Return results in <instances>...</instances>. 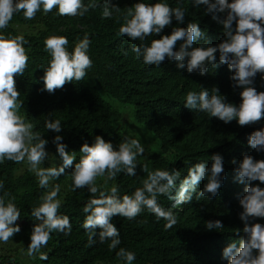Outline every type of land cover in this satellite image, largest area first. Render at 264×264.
<instances>
[{
	"label": "clouds",
	"instance_id": "clouds-1",
	"mask_svg": "<svg viewBox=\"0 0 264 264\" xmlns=\"http://www.w3.org/2000/svg\"><path fill=\"white\" fill-rule=\"evenodd\" d=\"M130 52L184 80L174 103L153 102L156 129L180 126L168 154L129 113L154 81ZM23 89L49 107L41 124ZM63 114L99 130L71 146ZM226 187L236 217L205 221L197 238L189 207L220 201ZM144 215L158 240L143 247L150 264H264V0H0V264L54 253L133 264L115 224ZM24 225L28 259L18 261L5 244ZM117 249L119 261L104 262Z\"/></svg>",
	"mask_w": 264,
	"mask_h": 264
},
{
	"label": "trees",
	"instance_id": "trees-1",
	"mask_svg": "<svg viewBox=\"0 0 264 264\" xmlns=\"http://www.w3.org/2000/svg\"><path fill=\"white\" fill-rule=\"evenodd\" d=\"M167 1L174 3L177 0ZM21 21L22 18L20 17H17L15 20L16 23ZM128 58L131 60L134 68L148 71L152 74L151 78L154 79L153 82L148 83L144 87L140 102L129 107V113L135 121L138 129L141 132L150 135L149 138L158 153L168 154L169 152L176 150L175 140L179 134L180 126L178 124H165L163 129H156L153 126V120L151 118V114L153 112V102L155 98L162 96L164 99L174 103L177 96L184 91V80L178 71L171 66L148 69L143 66L140 60L135 58L133 52H130ZM157 79H160V81H157ZM22 92L34 120L36 123L41 124L44 118L42 114H46L49 107L44 102L35 100L27 89H23ZM88 92L87 83L74 87V93H72L74 102L77 103L82 100ZM178 115L183 116L182 113H178ZM59 117L64 127L65 137L69 144L74 147L77 146L80 141L88 138L99 130V127L95 124V122L80 124L70 114H63ZM42 130L45 129L42 128ZM136 185L137 182L128 180V182H124L122 184V188L124 190H131L132 193L136 189L134 188ZM17 200L22 204H26L23 200ZM237 210V199L233 196L231 187H226L225 195L220 201L213 202L201 209L189 207L186 219L191 224L192 231L195 233L197 238L200 239L207 236L203 230V228L206 229L205 221L216 218L224 219L227 216L233 219L236 217ZM140 221L145 222L140 223ZM115 226L122 231V247L134 252L136 255V259L133 264H150L149 262H146L148 257L144 253L143 247L151 248L158 241L155 237L148 238V235L155 226L154 218L144 215L139 220L124 221L121 225L117 223ZM74 236L78 237L76 231H74ZM115 251H118V249L114 251H106L103 255L104 262L119 261L115 255ZM17 253L19 254V252ZM13 257L18 261L23 260L18 258L17 255H14ZM155 261L158 264H162L160 259H155ZM42 264H92V262L87 259H75L63 253H54L49 256L47 260L42 261ZM187 264L201 263L192 258Z\"/></svg>",
	"mask_w": 264,
	"mask_h": 264
},
{
	"label": "rangeland",
	"instance_id": "rangeland-1",
	"mask_svg": "<svg viewBox=\"0 0 264 264\" xmlns=\"http://www.w3.org/2000/svg\"><path fill=\"white\" fill-rule=\"evenodd\" d=\"M30 233H31V227L24 225L21 228V232L19 234H16L12 238V240H10L7 244H5L11 249H14V250L20 249L21 253L20 255H17V257L20 259H25L26 261L28 259V256L26 254V247L30 243V239H29ZM27 263L28 264L34 263V261H28Z\"/></svg>",
	"mask_w": 264,
	"mask_h": 264
}]
</instances>
